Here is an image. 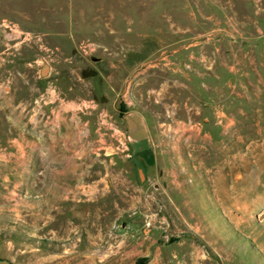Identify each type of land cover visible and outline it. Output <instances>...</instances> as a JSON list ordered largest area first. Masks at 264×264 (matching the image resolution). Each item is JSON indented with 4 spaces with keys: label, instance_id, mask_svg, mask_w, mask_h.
<instances>
[{
    "label": "rangeland",
    "instance_id": "obj_1",
    "mask_svg": "<svg viewBox=\"0 0 264 264\" xmlns=\"http://www.w3.org/2000/svg\"><path fill=\"white\" fill-rule=\"evenodd\" d=\"M5 19L53 43L71 72L70 80L59 84L71 95L90 96L96 104L99 96L117 95V104L129 105L132 83L130 106H147L157 134L167 142L159 149L175 160L186 186L179 204L151 210L123 212L116 205L119 194L110 193L103 200L106 208L91 209L88 230L73 240L29 237L8 249L0 243V259L14 264H264V98H244L248 112L236 114L242 123L233 130V143L226 139L224 123H218L224 118L218 109L226 101V63L234 56L249 69L250 61L255 66L264 58V0H0V41ZM87 41L98 49L84 54L81 44ZM234 107H241L240 99ZM198 131L220 139L199 147L194 143ZM231 145L234 192H211L206 169L211 163L224 169ZM199 160L202 186L197 184ZM241 172L244 178H237ZM123 216L139 220L124 224ZM120 237H128L122 252L116 244L100 243Z\"/></svg>",
    "mask_w": 264,
    "mask_h": 264
},
{
    "label": "crops",
    "instance_id": "obj_2",
    "mask_svg": "<svg viewBox=\"0 0 264 264\" xmlns=\"http://www.w3.org/2000/svg\"><path fill=\"white\" fill-rule=\"evenodd\" d=\"M55 48L44 37L42 42L0 41L3 249L29 237L73 240L79 231L88 230L91 209L106 208L103 200L110 193L119 194L116 205L124 212L177 205L181 202L178 194L185 191L183 171L159 149L167 142L157 134L147 106L117 104V95H109L99 96L98 104L83 107V103L95 102V98L71 95L62 89L59 82L70 80L71 72L64 69L66 64ZM260 59L255 66L250 61L249 69L247 63L236 61L234 56L225 65L226 101L222 110L218 109L224 118L218 123H224L230 143L234 142L233 130L248 112L244 98H264V58ZM46 66L48 70L44 72ZM239 99L241 107L235 108ZM200 106L197 108L201 112L204 107ZM104 115L107 125L103 126L100 121ZM218 139L220 136L198 131L194 143L202 147L207 140ZM234 153L231 145L224 169L218 163L207 167L206 171L211 172V192H234ZM199 161L197 184L202 186L203 162ZM141 170L145 180L141 179ZM244 175L236 173L237 178ZM243 184L248 189L247 181ZM128 217L123 216L124 224L139 220L137 216ZM119 233L123 236L122 230ZM127 240L120 237L100 243L111 248L116 244L117 251L122 252ZM69 250L73 252V245Z\"/></svg>",
    "mask_w": 264,
    "mask_h": 264
},
{
    "label": "built area",
    "instance_id": "obj_3",
    "mask_svg": "<svg viewBox=\"0 0 264 264\" xmlns=\"http://www.w3.org/2000/svg\"><path fill=\"white\" fill-rule=\"evenodd\" d=\"M2 25L4 26L5 30V40L7 42L12 43H27L30 41H43V36L38 33H32L31 31L25 30L21 28L17 23L10 21V20H4ZM99 45L92 41H87L81 44V50L84 54H88L90 52L96 51L98 49ZM38 63V61H36ZM132 86L133 84L130 83L128 85V94L130 95L129 100H127V104L131 105L133 103V96H132ZM95 102H85L83 103V107H88L89 105H95ZM104 115L103 118L100 121L101 125H107V120ZM147 225L152 224V218L147 219Z\"/></svg>",
    "mask_w": 264,
    "mask_h": 264
},
{
    "label": "water",
    "instance_id": "obj_4",
    "mask_svg": "<svg viewBox=\"0 0 264 264\" xmlns=\"http://www.w3.org/2000/svg\"><path fill=\"white\" fill-rule=\"evenodd\" d=\"M48 67H44V72H47ZM141 179L145 180V175L143 173V171L141 170ZM0 264H14L11 261L7 260V259H0Z\"/></svg>",
    "mask_w": 264,
    "mask_h": 264
},
{
    "label": "trees",
    "instance_id": "obj_5",
    "mask_svg": "<svg viewBox=\"0 0 264 264\" xmlns=\"http://www.w3.org/2000/svg\"><path fill=\"white\" fill-rule=\"evenodd\" d=\"M141 260H146L145 258L141 259Z\"/></svg>",
    "mask_w": 264,
    "mask_h": 264
}]
</instances>
